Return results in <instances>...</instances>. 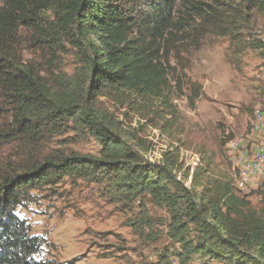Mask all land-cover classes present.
<instances>
[{
	"label": "trees",
	"instance_id": "16d2710c",
	"mask_svg": "<svg viewBox=\"0 0 264 264\" xmlns=\"http://www.w3.org/2000/svg\"><path fill=\"white\" fill-rule=\"evenodd\" d=\"M247 2L264 5V0ZM184 13L180 0H0V148L18 143L33 149L68 128L86 131L100 146L97 156L74 152L0 164V264L76 261L48 257L44 238L32 234L28 220L17 214L32 192L69 178L103 185L110 202L127 204L139 197L142 207L146 199L163 207L166 236L177 247L157 255L158 264L171 256L178 264H192L195 256L264 264L263 190L255 208L249 193L240 194L226 178L207 176V166L191 174L186 169L178 178L171 152L159 164L144 161L112 115L95 106L100 95L141 100L163 95L170 51L186 31ZM23 29L44 47L46 66L24 58ZM65 43L80 59L72 73L56 65ZM192 89L200 95L197 84ZM19 151L18 156L30 152ZM135 222L147 229L145 236L159 235L146 207Z\"/></svg>",
	"mask_w": 264,
	"mask_h": 264
},
{
	"label": "rangeland",
	"instance_id": "374dc122",
	"mask_svg": "<svg viewBox=\"0 0 264 264\" xmlns=\"http://www.w3.org/2000/svg\"><path fill=\"white\" fill-rule=\"evenodd\" d=\"M180 8L187 26L170 51L169 82L163 95L149 100L100 95L95 106L112 115L115 126L125 131L130 147L144 161L159 164L169 151L177 159L178 178L186 169L191 174L194 168L207 166V176L233 184L239 152L250 151L259 133L254 123L264 112V5L252 7L247 0H180ZM30 34L20 31V50L24 58L46 66L44 47ZM64 46L56 55V65L75 72L80 60L76 49ZM195 84L200 87L197 97ZM260 124L264 130V119ZM34 147L5 144L0 148V164L74 152L97 156L100 150L94 137L72 128ZM19 149L30 152L18 156ZM101 189L103 185L81 179H63L57 187L32 192L17 214L28 220L32 234L44 238L47 256L55 262L74 258L73 264H158L157 255L177 247L166 236L163 207L149 199L142 207L139 197L127 204L110 202ZM235 189L249 193L251 205L258 208L257 192L264 191V176L256 187ZM144 207L153 232L159 234L156 237L145 236L147 229L135 222ZM174 259L161 263L172 264ZM193 260L194 264H227L200 262L197 256Z\"/></svg>",
	"mask_w": 264,
	"mask_h": 264
},
{
	"label": "bare ground",
	"instance_id": "6f19581e",
	"mask_svg": "<svg viewBox=\"0 0 264 264\" xmlns=\"http://www.w3.org/2000/svg\"><path fill=\"white\" fill-rule=\"evenodd\" d=\"M263 113L261 112L260 115L259 114L257 115L258 120L256 123H254L255 124L254 125L255 130H258V132H259L258 133L259 137L257 136L255 138L254 142L251 145V149L249 152H248V150H243V151L239 152L238 159L235 162L236 166L240 165V163H247V159L254 158L258 152H261L264 150V130L261 127L262 124H260L261 121H263V119H264ZM261 133H262V136H260ZM236 166H233V184L237 189L244 190V189L256 187L258 180L264 176V161L261 164L260 169L254 173L253 178H251L249 181H248V175L250 174V167H240V168H238V172H237ZM239 182H240V186H246V187L244 189H241L239 187ZM206 260L207 259L199 260V261L205 262ZM208 260H211V259H208ZM194 263H196V260ZM207 264H211L210 261H208Z\"/></svg>",
	"mask_w": 264,
	"mask_h": 264
},
{
	"label": "built area",
	"instance_id": "2783aa9c",
	"mask_svg": "<svg viewBox=\"0 0 264 264\" xmlns=\"http://www.w3.org/2000/svg\"><path fill=\"white\" fill-rule=\"evenodd\" d=\"M264 161V150L261 152H258L254 158L252 159H247V163H240V165H237V172H238V168L240 167H250V174L248 175V181L253 178L254 173L260 169L261 164ZM239 187L241 189H244L246 186H240V182H239Z\"/></svg>",
	"mask_w": 264,
	"mask_h": 264
},
{
	"label": "crops",
	"instance_id": "0c3cea01",
	"mask_svg": "<svg viewBox=\"0 0 264 264\" xmlns=\"http://www.w3.org/2000/svg\"><path fill=\"white\" fill-rule=\"evenodd\" d=\"M257 136L259 137V135H257ZM172 264H177V260L176 259L172 260Z\"/></svg>",
	"mask_w": 264,
	"mask_h": 264
}]
</instances>
